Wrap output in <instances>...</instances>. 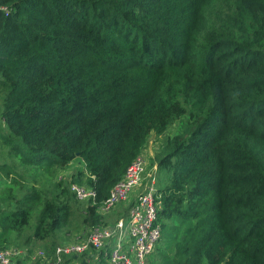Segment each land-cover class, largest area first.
I'll return each mask as SVG.
<instances>
[{
	"label": "trees",
	"instance_id": "obj_1",
	"mask_svg": "<svg viewBox=\"0 0 264 264\" xmlns=\"http://www.w3.org/2000/svg\"><path fill=\"white\" fill-rule=\"evenodd\" d=\"M0 6V140L79 164L70 184L96 193L77 207L84 228L110 225L98 206L150 135L185 119L157 163L158 252L167 264H264V0ZM70 184L16 198L12 215L24 227L38 207L33 236L54 237L80 204Z\"/></svg>",
	"mask_w": 264,
	"mask_h": 264
},
{
	"label": "rangeland",
	"instance_id": "obj_2",
	"mask_svg": "<svg viewBox=\"0 0 264 264\" xmlns=\"http://www.w3.org/2000/svg\"><path fill=\"white\" fill-rule=\"evenodd\" d=\"M203 24L204 20H201V25L203 26ZM1 102L2 98L0 96V107L2 105ZM1 124L0 128L3 126L4 130H6L5 126ZM186 129V120L179 119L170 125L162 136H156L154 133L150 135L142 151V156L146 162L145 182L150 177H153L157 185L158 180L163 177L160 172L158 173L157 163L165 152L162 150L165 140L184 133ZM0 153V164H5L4 167H0V246L2 245V248L15 247L19 251L20 259H24L22 261L23 264H37L35 261L37 260V256H40V253L45 252L47 256L51 255L54 249L51 251H49L50 249L47 250L52 247L50 244L56 245L60 243L55 246L57 247L71 243L77 235L85 234L91 229L87 231L83 230L82 217L79 215L83 210H77V207L80 208L81 204L84 207L85 204L79 202V205L72 207L69 223L63 230L46 241L36 239L33 234L36 226L35 220L37 219L36 211L38 207L35 208L34 213L28 216V223L22 227L23 221L12 215V210L18 206L17 202L15 203V199L17 198L22 201L26 195H32L33 193L37 197H40L41 200L53 198L52 196L58 191L59 180L61 179L63 186L67 185L69 188L71 176L80 166L78 163H73L64 168L54 167L39 161L37 154L28 147L18 146V150H11V148L8 150L1 140ZM128 208L129 204L122 203L112 210L110 214L108 213L109 215L105 216L108 224L113 223L114 219L125 217ZM57 238H61L62 241H57ZM163 241L162 239L159 241L155 252L149 256L148 264H167L166 258L158 252L162 246L164 248ZM43 246L48 247L42 248ZM176 250L174 244V250L168 254L169 261L170 259H174L173 255ZM203 264L206 263L204 262Z\"/></svg>",
	"mask_w": 264,
	"mask_h": 264
},
{
	"label": "built area",
	"instance_id": "obj_3",
	"mask_svg": "<svg viewBox=\"0 0 264 264\" xmlns=\"http://www.w3.org/2000/svg\"><path fill=\"white\" fill-rule=\"evenodd\" d=\"M0 11L9 12L8 8L1 6ZM145 168L141 152L97 208V213L104 216L127 203L129 208L125 217L110 225L93 226L85 234L77 235L71 243L55 247L50 256L40 253L35 262L81 264V259L87 262L85 256L97 259L99 255L107 264H148V258L161 237V225L158 222L160 196L153 177L145 182ZM70 192L77 201H91L95 205L96 193L91 188L70 184ZM18 257L19 251L15 247L0 249V264H17L21 260Z\"/></svg>",
	"mask_w": 264,
	"mask_h": 264
},
{
	"label": "crops",
	"instance_id": "obj_4",
	"mask_svg": "<svg viewBox=\"0 0 264 264\" xmlns=\"http://www.w3.org/2000/svg\"><path fill=\"white\" fill-rule=\"evenodd\" d=\"M88 229H90V228L87 227V228H84L83 230L87 231ZM60 240L62 241L61 238H57V241H60ZM57 244L59 245L60 243H57ZM44 247H48V246H43L42 248H44ZM85 259L87 260V262L84 259H81V264H92V263H95V262L98 263V264H102V263L103 264H107V261L103 258V256H99V255H98L96 260H93L91 255L85 256ZM23 260H21V261H23ZM26 261H27V259H26ZM36 261H38V260H36ZM33 264H36V263H33ZM37 264H38V262H37Z\"/></svg>",
	"mask_w": 264,
	"mask_h": 264
}]
</instances>
